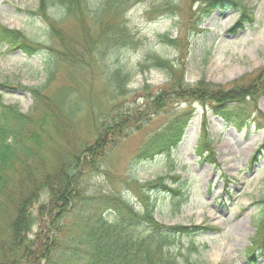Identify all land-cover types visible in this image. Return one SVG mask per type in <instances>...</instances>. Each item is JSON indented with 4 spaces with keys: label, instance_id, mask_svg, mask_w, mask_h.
<instances>
[{
    "label": "rangeland",
    "instance_id": "1",
    "mask_svg": "<svg viewBox=\"0 0 264 264\" xmlns=\"http://www.w3.org/2000/svg\"><path fill=\"white\" fill-rule=\"evenodd\" d=\"M91 1V8L96 10L101 0ZM165 1L172 5L154 9L152 6L163 4V0H126L117 12L115 20L130 29V44L123 46L118 57L124 68L131 71L126 96L116 99L106 80L113 64L109 62L111 50L102 52L98 46L88 50L85 46V49L80 47L81 51L75 47L70 49L74 63L57 62L54 78L44 94L57 102L64 89L74 91L68 92L67 101L81 107L72 123L80 143L94 141L98 124L93 121L107 115L115 104L125 100V106L134 107L142 103L134 90L146 83L156 90L167 83L165 73L149 62L140 68L154 53L173 61L185 82L191 84L204 79L229 88L236 82H249V75L264 66V0ZM211 2L214 5H208ZM201 5H208L211 14L201 15L198 12ZM37 7L38 0H0V22L21 30L38 43V53L30 56L0 42V83L12 86L0 88V98L22 112H29L35 106V100L22 86H41L45 80L44 60H56L63 51L36 12ZM242 14L249 16L242 19ZM238 22L240 25H236ZM60 30L74 39L81 31L73 20L61 23ZM164 33L178 39V45H167L159 37ZM105 64L109 65L108 69ZM227 108L243 110L258 124H253L251 129L238 128L214 115L210 106L204 108L197 101L173 99L158 112L150 110L149 120L131 127L127 136L115 138V144L108 146L102 159L76 170V181L96 203L102 195H121L139 209V194L148 188L149 182L164 178L166 185L180 187L188 193L189 200L179 213L171 215L168 194L163 188L150 187L157 202V219L168 225L203 223L213 227L194 237L199 246V253L193 256L196 264H264V249L256 247L255 257H249L253 247L261 244L264 248L263 233L257 232L258 220L264 216V96L256 101L247 96L243 101L228 103ZM188 112L193 113L192 118L175 149L146 160H135L137 150L147 138L174 115ZM204 120L215 155L206 160L197 147ZM172 175L175 176L171 178ZM47 200L41 194L30 209L36 223L33 232L39 229V207ZM92 208L101 210L102 206Z\"/></svg>",
    "mask_w": 264,
    "mask_h": 264
},
{
    "label": "trees",
    "instance_id": "2",
    "mask_svg": "<svg viewBox=\"0 0 264 264\" xmlns=\"http://www.w3.org/2000/svg\"><path fill=\"white\" fill-rule=\"evenodd\" d=\"M91 2L38 0L36 12L63 51L56 60H44L45 80L41 86H22L35 100L34 109L22 112L0 98V264H196L193 256L199 253V246L194 237L213 227L203 223L168 225L160 222L151 189L163 188L168 194L171 215L179 213L188 202V193L180 187L166 185L164 178H159L149 182L148 188L139 194V209L121 195H102L96 203L83 193L75 171L102 159L108 146L115 144V138L127 136L131 127L149 120L150 110L158 112L173 99L200 102L204 108L210 106L214 115L238 128H253V124H258L255 118H248L243 110H229L227 105L243 101L247 96L252 101L264 96V66L249 75V82H236L229 88L204 79L191 84L185 82L173 61L154 53L140 64V68L149 62L165 73L167 83L156 90L146 83L134 90L142 103L125 106L124 100L122 104H115L103 118H93V123L98 124L95 139L90 144H82L76 138L72 124L81 107L67 101L74 91L68 93L64 89L57 102L44 94L54 78L57 62L74 63L70 49L75 47L81 51L80 47L85 49V46L88 50L94 46L100 47L101 51L107 49L109 53L111 50L109 62L113 64L110 68L105 64L106 69L109 68L106 80L116 99L128 94L126 85L131 73L118 58L123 46L130 44V29L115 20L126 0H101L96 10L91 8ZM171 5L172 2L163 0V4L152 7ZM208 5H214V2ZM208 5H201L198 12L210 15L212 9ZM248 16L243 14L242 19ZM67 20L76 21L80 26L76 39L67 37L60 30V24ZM159 37L169 46L178 45V39L169 33L159 34ZM0 42L30 56L39 51L38 43L25 33L1 22ZM10 87L8 83H0V88ZM192 115V112L174 115L163 128L147 138L137 150L135 160H146L175 149ZM198 148L204 160L215 156L205 120L201 125ZM41 194L48 200L39 207V229L33 232L36 223L30 209ZM93 205L102 208L94 210ZM257 227L258 235L263 233L264 237V216L259 218ZM256 247L263 246L253 247L250 256L254 255Z\"/></svg>",
    "mask_w": 264,
    "mask_h": 264
}]
</instances>
